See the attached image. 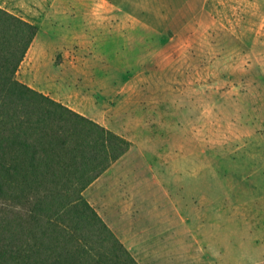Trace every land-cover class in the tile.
I'll return each mask as SVG.
<instances>
[{"label":"rangeland","instance_id":"obj_1","mask_svg":"<svg viewBox=\"0 0 264 264\" xmlns=\"http://www.w3.org/2000/svg\"><path fill=\"white\" fill-rule=\"evenodd\" d=\"M166 3L0 7L39 28L17 78L132 143L84 195L139 264H264V0Z\"/></svg>","mask_w":264,"mask_h":264},{"label":"trees","instance_id":"obj_2","mask_svg":"<svg viewBox=\"0 0 264 264\" xmlns=\"http://www.w3.org/2000/svg\"><path fill=\"white\" fill-rule=\"evenodd\" d=\"M38 32L0 7V264H139L84 195L132 143L17 78Z\"/></svg>","mask_w":264,"mask_h":264},{"label":"crops","instance_id":"obj_3","mask_svg":"<svg viewBox=\"0 0 264 264\" xmlns=\"http://www.w3.org/2000/svg\"><path fill=\"white\" fill-rule=\"evenodd\" d=\"M208 0H180V4L186 7H192L197 5L200 6V12H203L205 5L207 4ZM166 4H172L173 0H166ZM134 5V4H133ZM170 6V5H169ZM133 20H138L139 18L137 16H132Z\"/></svg>","mask_w":264,"mask_h":264}]
</instances>
